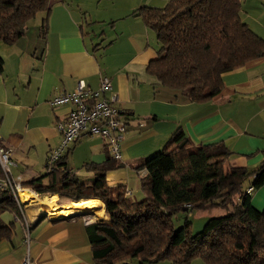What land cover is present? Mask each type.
<instances>
[{
    "label": "crops",
    "instance_id": "1",
    "mask_svg": "<svg viewBox=\"0 0 264 264\" xmlns=\"http://www.w3.org/2000/svg\"><path fill=\"white\" fill-rule=\"evenodd\" d=\"M115 4L112 0H52L21 38L12 44L0 43V143L12 149V174L21 176V182L44 175L46 156L60 140L56 123L73 106L71 102L53 106L50 100L72 92L79 81L95 89L104 76L112 84L106 96L115 95V105L127 117L119 151L122 161L152 154L180 126L195 145L223 142L230 151L224 170L257 168L264 158V55L224 73L222 90L210 100L189 102L176 90L151 84L145 67L157 57L159 44L142 18L131 14L143 5L165 4L144 0ZM240 16L264 39V0H242ZM44 21V36H40ZM77 143L88 148L85 162L113 157L101 136L83 132L71 146ZM71 146L62 156L66 153L67 167L77 175L68 166ZM105 175L109 185L123 184L130 191L128 197H142L134 170L120 167ZM251 202L259 210L264 207V187L252 193ZM32 215L37 216L28 214V242L20 223L10 242L0 240V264H19L27 253L32 264H94L82 218L48 220ZM189 264L204 263L194 259Z\"/></svg>",
    "mask_w": 264,
    "mask_h": 264
},
{
    "label": "trees",
    "instance_id": "2",
    "mask_svg": "<svg viewBox=\"0 0 264 264\" xmlns=\"http://www.w3.org/2000/svg\"><path fill=\"white\" fill-rule=\"evenodd\" d=\"M51 1L0 0V43L21 38L28 21ZM241 9L242 0H167L161 7L133 10L159 44L157 57L145 67L151 84L176 90L189 102H205L220 93L224 73L264 55V39L241 19ZM45 28L44 21L40 36ZM2 66L0 56V72ZM66 153L51 170L23 185L41 195L104 203L109 221L89 222L84 228L94 264H189L194 259L204 264H264V207L259 210L251 202L252 193L264 187V158L255 169L226 171L223 164L230 151L223 142L195 145L180 126L148 156L83 163L81 168L93 172L87 180L69 170ZM120 167L139 175L141 199L125 195L123 184L107 183L106 171ZM248 186L250 193L245 192ZM213 207L225 213L209 217L197 233L187 218L173 226L172 216L178 212ZM4 211L23 220L8 188H0V216ZM15 227L0 217V240L10 242Z\"/></svg>",
    "mask_w": 264,
    "mask_h": 264
},
{
    "label": "built area",
    "instance_id": "3",
    "mask_svg": "<svg viewBox=\"0 0 264 264\" xmlns=\"http://www.w3.org/2000/svg\"><path fill=\"white\" fill-rule=\"evenodd\" d=\"M111 90V81L108 77L104 76L100 79L99 87L95 89L88 88L83 81H79L74 91L57 94L50 100L53 106L69 102L73 106L69 110L68 115L56 123L60 140L46 156L45 166L47 170H51L54 167L56 160L62 156L69 144L76 140L83 132L104 138L113 156L120 158V145L127 125V119L123 117V111L115 105L116 96L112 94L106 96L107 92ZM14 166V160L11 158V149L0 145V188L7 189L9 187L10 189H8L12 192L22 210L24 201H22L21 196L16 197L17 191L19 192L20 189H24L20 182L21 176L16 178L18 180L16 182H12L11 178H9V175L11 176L10 168ZM26 190L31 189L27 188ZM251 191V186L245 189L246 193H250ZM22 214L24 218L25 214L23 210ZM24 221L23 219L20 224L23 230H27V236L25 235V230L23 236L28 242L30 225L26 221L24 223ZM83 221L85 222V220ZM86 221L90 222V219ZM19 264H32L28 253Z\"/></svg>",
    "mask_w": 264,
    "mask_h": 264
},
{
    "label": "rangeland",
    "instance_id": "4",
    "mask_svg": "<svg viewBox=\"0 0 264 264\" xmlns=\"http://www.w3.org/2000/svg\"><path fill=\"white\" fill-rule=\"evenodd\" d=\"M114 3L116 2V4H117V2H124L125 0H112ZM129 2H131V0H128ZM167 0H156L155 2L153 1H150V0H144V2H147V3H153V4H155V5H158V6H161V5H164L165 4V2H166ZM110 3V2H109ZM114 5V6H117V5ZM105 9H104V7L103 8H99V14L98 15H102V13H103V11H104ZM94 13V12H93ZM95 14V13H94ZM37 15V14H36ZM35 15V16H36ZM35 16L33 17V18H31L29 21H28V25H29V23L35 18ZM28 25H27V27H28ZM27 29V28H26ZM75 90V89H74ZM73 90V91H74ZM50 105H52V102L50 101ZM75 141V140H74ZM0 145H2V146H4L5 148H9V149H11L10 147H8V146H6V145H3L2 143H0ZM72 145V143L71 144H69V146H71ZM69 146L66 148V150L69 148ZM71 149H70V152H69V155H68V166H70L72 169H73V171H75L76 173H77V176H80V175H83V174H87V175H90V176H92L93 175V172H90V171H86V170H84L83 168H81V165L83 164V162H85V161H88V155H89V151H88V148L87 147H84V146H79V143H77L76 145H75V148H74V146L72 147H70ZM11 158H12V149H11ZM13 159V158H12ZM15 163V162H14ZM126 168H128V167H126ZM11 169V176L9 175V178H11V180H12V182H16V181H18L16 178L18 177H16V176H14L13 174H12V167L10 168ZM129 169V168H128ZM45 171V170H44ZM21 182V181H20ZM22 184H21V186L24 188L23 190H25V191H28V192H35V191H33L30 187H26V186H24L23 184L25 183V182H21ZM12 184V183H11ZM7 188H9V187H7ZM27 188H30L31 190H26ZM10 189V188H9ZM124 190H125V195H130V191L129 190H127L126 188H125V186H124ZM20 191H21V189L19 190V192L17 191V194H16V197H19L20 196ZM36 193V192H35ZM37 194H39V193H37ZM43 194H49V193H43ZM41 195V194H40ZM49 195H54V194H49ZM56 195V197L54 198L55 199V202L59 205V206H61V205H63V203H68V198L67 197H60V196H58L57 194H55ZM139 199H141V198H139ZM139 199H137V200H139ZM81 200V199H80ZM99 200V199H98ZM101 201V200H100ZM28 201H24V203L22 204V210H23V212H24V214H25V217L23 218L25 221H26V223H28L29 225H30V228H31V224H30V217L28 216V214L29 215H32V214H35V213H38V212H40L44 207H42V206H40V205H38V204H36L35 202H37V201H35V200H31L30 202H28ZM70 202H78V201H70ZM102 202V201H101ZM28 205V206H27ZM102 205H103V207H104V203L102 202ZM103 211H104V209H103ZM32 213V214H31ZM92 213V214H91ZM78 212V213H76V214H73V215H75V216H79L80 218H82L83 220H85V222H84V224H87V223H89V221H86V220H89L90 219V214H91V216H92V219L93 220H91L90 219V221L91 222H106L107 221V219H108V217H107V215L104 213V215L102 216V217H96L95 215H93V214H95V212L93 213V212ZM225 213V210H223V209H221V208H216V207H213V208H209V209H206V210H190V211H181V212H178V213H176V214H174L173 216H172V222H173V226L175 227V228H178L179 226H181L183 223H184V220L187 218L190 222H191V226H190V228H191V231L193 232V233H197V232H199L201 229H202V227H203V225H204V223L206 222V220L209 218V217H214V216H221V215H223ZM69 216H71V215H69ZM104 216H106V218L104 219V221L102 220L103 219V217ZM1 220L4 222V223H9V222H15V224H16V227H18L19 226V219H17L14 215H13V213H11L10 211H4L2 214H1ZM31 217H33V216H31ZM41 217H47L46 219H48V220H57L58 218H56V219H51V218H49V216L47 215V214H42V216ZM64 217H68V216H63V217H61V218H64ZM98 218V219H97ZM22 220V219H21ZM25 221H24V223H25ZM109 221V220H108ZM22 222V221H21ZM22 230V233H24V230H23V228L21 229ZM27 230H25V235L27 236ZM29 235H30V231H29ZM162 262H167V261H162ZM146 264V263H145ZM152 264H156V263H152Z\"/></svg>",
    "mask_w": 264,
    "mask_h": 264
},
{
    "label": "bare ground",
    "instance_id": "5",
    "mask_svg": "<svg viewBox=\"0 0 264 264\" xmlns=\"http://www.w3.org/2000/svg\"><path fill=\"white\" fill-rule=\"evenodd\" d=\"M20 196L22 201H37L36 204L44 207L40 212L39 215L47 214L49 218L56 219L61 218L63 216H69L76 214L78 212H95L93 215H97L96 217H102L104 215L103 212V205L97 199H81L78 202H70V203H63V205L59 206L55 199L51 195H40L35 192H28L25 190L20 191ZM92 214V213H91ZM33 216V215H29ZM37 215H34L35 218ZM92 217V216H91ZM104 218V217H103ZM98 219V218H97ZM93 220V219H92ZM104 221V220H103Z\"/></svg>",
    "mask_w": 264,
    "mask_h": 264
},
{
    "label": "water",
    "instance_id": "6",
    "mask_svg": "<svg viewBox=\"0 0 264 264\" xmlns=\"http://www.w3.org/2000/svg\"><path fill=\"white\" fill-rule=\"evenodd\" d=\"M91 222V221H90Z\"/></svg>",
    "mask_w": 264,
    "mask_h": 264
}]
</instances>
